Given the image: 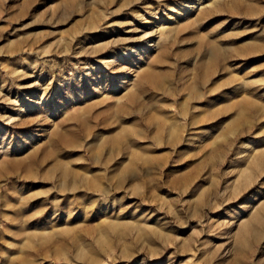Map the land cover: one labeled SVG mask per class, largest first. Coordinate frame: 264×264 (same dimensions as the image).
Listing matches in <instances>:
<instances>
[{"label": "rangeland", "instance_id": "rangeland-1", "mask_svg": "<svg viewBox=\"0 0 264 264\" xmlns=\"http://www.w3.org/2000/svg\"><path fill=\"white\" fill-rule=\"evenodd\" d=\"M0 264H264V0H0Z\"/></svg>", "mask_w": 264, "mask_h": 264}, {"label": "bare ground", "instance_id": "bare-ground-1", "mask_svg": "<svg viewBox=\"0 0 264 264\" xmlns=\"http://www.w3.org/2000/svg\"><path fill=\"white\" fill-rule=\"evenodd\" d=\"M186 4V3H185ZM64 170V169H63ZM63 172V171H62ZM65 174H66V172H64ZM64 173H63V175H64ZM67 175V174H66Z\"/></svg>", "mask_w": 264, "mask_h": 264}]
</instances>
